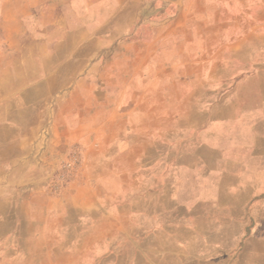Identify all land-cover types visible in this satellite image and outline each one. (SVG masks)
<instances>
[{"label": "crops", "instance_id": "crops-1", "mask_svg": "<svg viewBox=\"0 0 264 264\" xmlns=\"http://www.w3.org/2000/svg\"><path fill=\"white\" fill-rule=\"evenodd\" d=\"M37 4V36L0 37L23 44L0 51V264H63L79 250L108 264L111 237L169 228L175 204L215 196L218 255L240 221L264 219V0ZM212 77L262 104L208 102ZM75 148L82 166L53 194Z\"/></svg>", "mask_w": 264, "mask_h": 264}, {"label": "rangeland", "instance_id": "rangeland-1", "mask_svg": "<svg viewBox=\"0 0 264 264\" xmlns=\"http://www.w3.org/2000/svg\"><path fill=\"white\" fill-rule=\"evenodd\" d=\"M37 3L38 0H0V37L16 35L29 39L32 36H37L40 32ZM86 14L84 10L80 11V16H86ZM255 15L256 20L260 21L257 24L263 25L264 12H258ZM240 30V35H243L246 29L240 28ZM261 35H264V27L260 31L256 29L255 36ZM22 46L23 44L17 43H0V51H16ZM178 78L175 77L174 80H178ZM194 78L193 75L189 77L191 87H194L192 83ZM210 79L212 82L208 84L206 90L208 102L211 100L218 103L223 98L234 97L232 99L234 108L235 105L236 108L243 107L246 102L249 105L254 102L257 106L262 104L256 97L253 98L252 88L247 90V87H218V80L216 82L214 77ZM242 81L243 78H240L239 82ZM91 85L85 83V86L90 87ZM254 88L256 95L258 94L257 89L261 90L263 87ZM191 93L193 94V89ZM208 105L210 104L208 103ZM212 110L214 108L207 107L208 114ZM262 112L263 114L259 115V118L264 121V105ZM255 119L258 121V117ZM262 130L264 132V123ZM178 142L182 141H176L175 145ZM239 158L242 159L241 163L244 165L250 164L257 157L246 155ZM158 191H162V189L158 188ZM216 199V196L210 200L207 199L208 204L204 201H195L190 207H195L196 211L189 210V206L175 204L173 211L169 214L170 218L166 220L169 228L160 225L159 229L149 230L154 231L153 234H144L137 237L136 240L134 236H128L126 241L120 236L111 237L107 243L115 247L110 251L101 252V261L106 258L109 261L108 264H264V237H262L264 235V219L262 217L253 221L246 217L240 221L238 235L233 244L231 246L223 244V247H228L229 250L218 255L220 245H218ZM261 205L259 203L254 206L261 207ZM166 221L164 222L166 223ZM246 228L249 229L247 232L249 235H245ZM136 243H138L137 248ZM119 245H121V249H119ZM64 255L66 254L64 253ZM69 255L74 264L92 263L88 260V254L83 250L70 252ZM68 260L64 256L63 264H68Z\"/></svg>", "mask_w": 264, "mask_h": 264}, {"label": "built area", "instance_id": "built-area-1", "mask_svg": "<svg viewBox=\"0 0 264 264\" xmlns=\"http://www.w3.org/2000/svg\"><path fill=\"white\" fill-rule=\"evenodd\" d=\"M83 160L84 155L81 148L72 149L68 153L67 158L60 164L51 179L49 188L53 194H59L74 180Z\"/></svg>", "mask_w": 264, "mask_h": 264}]
</instances>
